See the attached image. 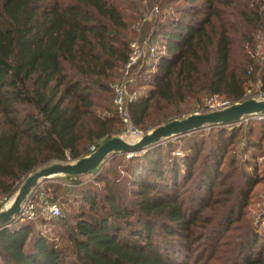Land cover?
Returning a JSON list of instances; mask_svg holds the SVG:
<instances>
[{"label":"trees","instance_id":"obj_1","mask_svg":"<svg viewBox=\"0 0 264 264\" xmlns=\"http://www.w3.org/2000/svg\"><path fill=\"white\" fill-rule=\"evenodd\" d=\"M156 1L175 15L142 26L165 51L155 70L150 57L133 69V124L147 134L207 97L248 101L264 0ZM144 15L139 0H0V198L122 135L112 87ZM247 119L44 181L28 200L35 218L0 227V264H264V235L249 213L264 183L249 156L264 148V136L255 139L264 120ZM48 205L62 216L50 217Z\"/></svg>","mask_w":264,"mask_h":264},{"label":"water","instance_id":"obj_2","mask_svg":"<svg viewBox=\"0 0 264 264\" xmlns=\"http://www.w3.org/2000/svg\"><path fill=\"white\" fill-rule=\"evenodd\" d=\"M263 113L264 101L248 100L223 111L196 114L182 121L176 120L147 134L138 143L125 141L121 138L113 139L102 145L91 156L80 161L68 164H55L41 169L24 182L10 208L0 213V227L10 224L22 215L24 204L46 180L61 176H85L98 170L112 155L136 153L158 145L163 141L189 134L208 126L237 123L246 117Z\"/></svg>","mask_w":264,"mask_h":264},{"label":"rangeland","instance_id":"obj_3","mask_svg":"<svg viewBox=\"0 0 264 264\" xmlns=\"http://www.w3.org/2000/svg\"><path fill=\"white\" fill-rule=\"evenodd\" d=\"M139 2H140V6H141L142 10H144V12H145V15L143 18V22L140 24V26H137L138 29H136V31H137L136 36L134 37L133 42H132V43H136L139 45V52H141V54H139L138 60L136 62L137 64L135 65V67L138 65V63L145 60V58L150 57L148 59V67H150V69H152V68L154 69L155 65H157V63L154 64L155 58L152 57L151 47L155 50L157 56L159 55V53H163L165 51V49H164V46H161V45L155 46V45L151 44V46H150L149 40H145L143 38L144 33H143L142 26L147 25V24H149V26H151V25H154L158 22L164 23L169 18L174 17L175 10L172 7L171 8H162L161 2H157L156 0H139ZM257 42H258V48H257L256 55L258 57L261 68L257 74V81L255 83L250 84V88L253 91L252 92L253 96L258 94L259 92L264 93V36L262 34L258 35ZM120 74H121L120 78L114 83V85L112 87L113 95H114L115 88L118 85H120L122 83V81L124 80L125 75H126V70L124 69L123 71L120 72ZM132 75H133V71H132ZM135 84H136L135 82L132 84V86L129 89V92L132 95H134L135 97H138V94L136 92H134V85ZM113 98H114V96H113ZM209 99H210V97H207L203 100L202 104L194 106V108L192 110V114L190 116H193L196 114H207V113H205V111H207L206 103ZM190 116L184 115L181 119H179V121L185 120ZM163 126H165V125H163ZM139 129L145 134V132L143 131L142 128H139ZM123 131L124 132L122 133V135L119 138L124 139L125 141H129V139H127L124 136V133H125L124 128H123ZM151 132L152 131L148 132L147 134H149ZM147 134H145V135H147ZM257 135L258 136L255 137L256 140L258 139L259 136H262V135L264 136V129H262V130L260 129L258 131ZM180 145H182V144H180ZM241 147H245V144L242 143ZM263 147H264V142H263ZM252 155H256V160H257V163L259 166V173L261 176H264V148L261 149L260 151H258V150L254 151L251 149L249 152V156H252ZM71 163H74V162H71ZM53 165H55V164H53ZM16 195L13 198H7V197L0 198V202H3V205H2L3 211H6L7 209L10 208L13 201L15 200ZM59 207H61V206L59 205ZM61 209H62L63 213L65 214V213H72L73 211H76L78 209V207H77V205L73 204L72 207H67V208H65V210L62 207H61ZM39 211H41V210H39ZM39 213H41V212H39ZM46 213H47V211H46ZM249 213L255 219L254 226L256 227L257 233H259L260 235H264V183L258 185L255 188V191L253 194V199H252L251 205L249 207ZM36 214H37V211H36ZM54 228L50 229V231H52V230L55 231L54 235L56 233H61L60 230H56ZM56 235H55V237H58Z\"/></svg>","mask_w":264,"mask_h":264},{"label":"built area","instance_id":"obj_4","mask_svg":"<svg viewBox=\"0 0 264 264\" xmlns=\"http://www.w3.org/2000/svg\"><path fill=\"white\" fill-rule=\"evenodd\" d=\"M131 48L134 53L131 57L129 64L125 68L126 70L125 78L122 81V83L118 85L114 90V106L125 127L124 136L127 139H129L130 142L138 143L146 135L137 126H135L131 120L129 106L136 99V97L129 92V89L132 86V84L135 82L134 77L132 75V71L135 65L137 64L136 62L141 52H139V45L136 43H132ZM151 49H152L151 51L152 57L156 58L157 54L155 50L152 47ZM252 92L253 91L251 88L248 89L247 91L248 100L264 101V93L259 92L258 94L253 96ZM234 105L235 104H233L232 101L230 100L222 99L219 96H214L207 101L206 109L208 113H213V112L223 111L225 109L231 108ZM251 117L256 118L258 121L264 120V115L262 114L251 116ZM247 118H250V117H246L245 119ZM246 121H248V119ZM91 151L93 153L96 152V147H93ZM2 205H3V202H0V213L3 212ZM46 211H47V214L52 218H58L62 216L61 209L57 206L48 205L46 207ZM22 214L26 216L28 219H34L36 215L34 205L29 204V202L27 201L25 205L23 206Z\"/></svg>","mask_w":264,"mask_h":264}]
</instances>
